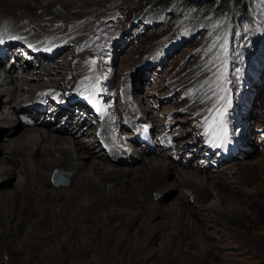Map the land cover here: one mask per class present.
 Segmentation results:
<instances>
[{
	"label": "rangeland",
	"instance_id": "374dc122",
	"mask_svg": "<svg viewBox=\"0 0 264 264\" xmlns=\"http://www.w3.org/2000/svg\"><path fill=\"white\" fill-rule=\"evenodd\" d=\"M39 1L42 5H37L31 12L18 4L4 9L6 13H13L10 17L25 18L15 24L13 18L4 17L0 18V24L8 23L51 49L60 42L62 45L58 49L65 45L69 47L60 57L47 61L46 68L38 67L39 72H30L28 79L32 82L23 90L15 84L0 86L3 94L7 92L11 97L17 94L5 104L0 101V118L8 110L16 112L18 104L14 108L10 106L16 103L18 95L21 94L22 103L34 100L40 93L49 92L57 98L75 88L85 75L95 72L97 77L101 72L99 68L104 67L110 58L116 62V84L121 90L126 89L132 76L140 78L136 83L135 96L124 94L129 107L141 104L158 118L157 125L161 127L158 132L163 136L160 150H164V156L156 149L143 154L147 155L146 159L157 155L175 164L178 168L172 166L174 169H203L199 175L215 180L219 190H213L210 195L203 190L206 187L180 186L167 193H159L156 189L143 192L131 183L127 190L123 189L120 198L93 205L87 199L77 197L72 203V197L65 191L71 181L59 168L52 170L50 178L49 172L40 174L41 171H34L35 177L31 179L40 184L47 196H53L64 205L34 217L32 222L28 220L22 229L9 230V227L0 226V264H264V168H254L255 162L264 160V87L257 109L253 108L251 114L244 118L249 122L248 128L239 132L240 121L234 122L226 114L233 100L244 103V97L250 91L249 82L261 65L257 53L264 49L263 43L257 44L246 55V59L255 54L257 57H253L249 66L239 71L241 73L230 69L231 58L226 61L223 57L217 69L208 76L203 73L204 63L199 55L194 54L199 42L177 48L176 53L166 54L161 50L165 47L166 35L176 30L180 23L205 24L201 19L178 20L181 16L170 14V10L178 8L177 1ZM161 1H165L166 6L159 8ZM48 2L51 14L46 13ZM145 11L150 14L152 27L140 20ZM165 14L169 16L167 22L156 28V20ZM77 18H82L83 28L78 33H70L77 27L74 21ZM240 18L236 28L241 31L231 37L224 35L219 40L256 34L263 27L253 24L264 19V8H257L254 14L245 8ZM202 32L204 39L201 41L216 37L205 29ZM230 32L231 29L228 30ZM84 39L92 46L89 51L77 47ZM187 56L188 61L179 67ZM47 68H50V73ZM32 88H35L33 94L30 93ZM226 123L234 124L237 127L235 132L244 142L250 141L247 147L254 151L238 159L227 160L225 139L229 133L222 129ZM5 125L8 134L0 132V142L10 143L13 131H10L9 123ZM102 127H95L97 136ZM83 136L104 141L90 134ZM153 140L156 142L155 137ZM176 144L182 148L189 146V150H176ZM90 145L96 151L99 149ZM9 148L0 153V166L4 165L2 157ZM199 148L200 154L197 153ZM51 156L48 153L46 157ZM78 156L81 155H76L74 160L78 161ZM195 156L199 162L197 165L181 161ZM144 161L139 159L134 164L126 161L119 165L107 163L111 167L125 169L140 167ZM34 163L35 160L30 158L26 170L34 167ZM15 168L22 178L21 166L17 164ZM36 168L39 169L38 166ZM165 180H169V176H165ZM25 181L30 182L28 178ZM115 186L122 187L121 183ZM176 201L181 202L179 206L187 211L185 214L166 211L171 208L168 205Z\"/></svg>",
	"mask_w": 264,
	"mask_h": 264
},
{
	"label": "bare ground",
	"instance_id": "6f19581e",
	"mask_svg": "<svg viewBox=\"0 0 264 264\" xmlns=\"http://www.w3.org/2000/svg\"><path fill=\"white\" fill-rule=\"evenodd\" d=\"M58 1L64 3L63 0ZM39 2V0H20L19 2L17 0H0V18L9 17V19L13 18L15 24L20 23V20L25 17H10L13 13H8V11L6 13L4 9L11 6L17 7L16 4H18L21 6L20 8L27 9L31 12L34 7H37V5H42ZM49 3L50 2L46 3V7H41H45L47 10L46 13L51 14L52 8ZM24 12L25 11H22V14H24ZM73 17L76 18L78 16ZM4 20H8V18ZM74 21L76 22L77 27L70 33H78L83 28L82 18L74 19ZM10 22L12 21L10 20ZM77 47H81L86 51H89L92 48L91 44L86 39H84L83 42H80ZM47 70H49L50 73V68H47ZM121 77H124V75H121ZM95 81V72L91 75H85L83 78V84L87 87H91ZM31 82V79L15 76L13 71H10V73L4 78L0 76V86L15 84L23 90L24 86L30 85ZM105 82L110 86L114 85L113 79L109 76L105 78ZM32 89L33 90H30V93L33 94L35 88ZM8 94L9 93L7 92L4 94L0 92V101L4 104L17 96V94H14V96L11 97L10 94L9 97ZM20 95H18V98L15 100L16 103L10 106V108L12 106L14 108L15 104H18V107L15 106L16 112L8 110L0 118V127H2L0 130L1 134H5L6 136L8 134L5 123H9V127L11 126L10 131H13L10 136V143L0 142V153H2L5 148L7 149L12 145L11 148H9L10 150H6L5 155L2 157L4 159V165L0 166V179L9 177V179H3V182H0V226H2V228L9 227V230L15 228L22 229L25 227L24 225L27 224L28 220L29 222H32L34 217L38 215L42 216L46 211L51 212L54 211L56 207L64 205L63 202L57 201L53 196H47V194L42 191L40 184L31 179L35 177L33 175L34 171H41L40 174L49 172L48 176L50 178L52 170H57L59 168L71 181L69 188L65 189V191L72 197V203L78 199L77 197H83L84 200L87 199L86 201L91 202L93 205L120 198L123 189L127 190L131 183L143 192H146L147 190L154 191L156 189L155 191H159V193H167L168 190L172 191L173 189L180 188V186H200L202 189L206 187L208 190L206 188L203 190L210 195L213 193V190H219L216 188L215 180L212 181L210 177L199 175L200 173H203V169H194L193 171L174 169L172 166L176 165L172 164V162L170 163L164 158L162 159L159 156L154 155L155 157L150 156L146 159L147 155L138 154V152H136L138 156L133 157L132 162H128L134 164L140 159L141 162L145 160L143 163L144 165L135 168L126 167L125 169L111 167L107 162L110 161L113 164L118 165L119 162L109 155H102L99 150L96 151V148H92L89 143L86 144L82 139H78L80 138L79 136H76L69 130L67 131V129L55 131L51 126L46 124H44L47 126L45 128L42 125H36L33 128L27 129L26 127H28V125H26L23 120V114L31 112L32 109L29 108L28 105H25L26 103H22L23 100ZM115 98V107L118 110L121 105L120 98L117 96ZM137 105L139 106V104ZM145 109L149 110L148 108ZM11 114L15 115L11 116ZM149 115L152 116V113L150 112ZM155 120H158V118L156 117ZM117 124L119 126L122 125V118L119 116H117ZM108 125L109 120L106 121L105 129L102 132L105 136L106 133H108ZM23 128H25V130H22ZM67 135H69L68 138L66 137ZM145 152L154 151L151 148H147V151ZM255 152H257L256 149ZM48 153H51L52 156L46 157L48 156ZM159 154L164 156L161 152ZM76 155H81L78 156L80 158L78 161L74 160ZM94 155L99 157V159H94ZM166 156L168 157V155ZM30 158L35 160V166H30L29 170H26L28 168L26 164ZM17 164L21 166L22 178L17 175V170L15 168V165ZM255 165L254 168H264V160L261 159L260 161L255 162ZM37 166L39 169L36 168ZM170 175H173L172 179L170 178ZM165 176H169V180L164 181ZM25 178H28L30 182L25 181ZM117 183H121L122 187L117 188L115 186ZM49 184L52 185L51 182H49ZM179 205H181V202L179 201L171 202L168 205L171 208H169V210L166 209V211H169V213L183 212L185 214L187 211L182 209L183 207L181 208ZM13 218H15V222L12 223Z\"/></svg>",
	"mask_w": 264,
	"mask_h": 264
},
{
	"label": "trees",
	"instance_id": "16d2710c",
	"mask_svg": "<svg viewBox=\"0 0 264 264\" xmlns=\"http://www.w3.org/2000/svg\"><path fill=\"white\" fill-rule=\"evenodd\" d=\"M178 3V8L170 10V14L179 17L178 20H189L190 18L204 20V25H194L192 22L180 23L178 32L189 33L192 43H198L197 49L202 51L214 47L220 37L236 35L241 30L236 28L240 21L242 11L247 8V12L254 14L257 8H264V0H174ZM156 2V1H155ZM165 1L160 2V7H165ZM260 22V23H259ZM263 26L264 19L256 21L254 26ZM203 29L210 35H215L212 39L203 40ZM231 32L228 33V30Z\"/></svg>",
	"mask_w": 264,
	"mask_h": 264
},
{
	"label": "snow or ice",
	"instance_id": "6c2138e0",
	"mask_svg": "<svg viewBox=\"0 0 264 264\" xmlns=\"http://www.w3.org/2000/svg\"><path fill=\"white\" fill-rule=\"evenodd\" d=\"M93 63H94V61H93Z\"/></svg>",
	"mask_w": 264,
	"mask_h": 264
}]
</instances>
